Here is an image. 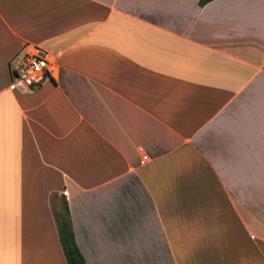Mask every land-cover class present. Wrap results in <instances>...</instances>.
<instances>
[{
	"label": "crops",
	"instance_id": "1",
	"mask_svg": "<svg viewBox=\"0 0 264 264\" xmlns=\"http://www.w3.org/2000/svg\"><path fill=\"white\" fill-rule=\"evenodd\" d=\"M63 201L84 264H264V0H0V264Z\"/></svg>",
	"mask_w": 264,
	"mask_h": 264
},
{
	"label": "built area",
	"instance_id": "2",
	"mask_svg": "<svg viewBox=\"0 0 264 264\" xmlns=\"http://www.w3.org/2000/svg\"><path fill=\"white\" fill-rule=\"evenodd\" d=\"M52 66L51 57L46 51L25 44L10 60V87L15 90L35 91L50 79Z\"/></svg>",
	"mask_w": 264,
	"mask_h": 264
},
{
	"label": "trees",
	"instance_id": "3",
	"mask_svg": "<svg viewBox=\"0 0 264 264\" xmlns=\"http://www.w3.org/2000/svg\"><path fill=\"white\" fill-rule=\"evenodd\" d=\"M209 1L210 0H198V5L201 6ZM52 218L65 263L84 264V261L74 244L67 208L64 201L58 209H52Z\"/></svg>",
	"mask_w": 264,
	"mask_h": 264
}]
</instances>
